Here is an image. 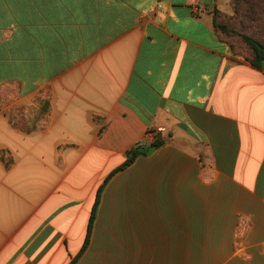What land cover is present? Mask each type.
<instances>
[{
	"label": "crops",
	"instance_id": "crops-1",
	"mask_svg": "<svg viewBox=\"0 0 264 264\" xmlns=\"http://www.w3.org/2000/svg\"><path fill=\"white\" fill-rule=\"evenodd\" d=\"M232 1L0 0V264H70L107 179L77 264H264V62L216 31Z\"/></svg>",
	"mask_w": 264,
	"mask_h": 264
},
{
	"label": "trees",
	"instance_id": "trees-1",
	"mask_svg": "<svg viewBox=\"0 0 264 264\" xmlns=\"http://www.w3.org/2000/svg\"><path fill=\"white\" fill-rule=\"evenodd\" d=\"M262 4L263 10H264V0H233L232 5L234 8V16L231 18H223L220 20L215 21V29L218 32L223 33L227 36H236L237 38H240L252 51L253 58L250 59L251 64L256 68H261L262 63L264 62V41L259 40V37L264 34V13L261 14L259 11H257V4ZM247 6L248 12L241 14V9L243 7ZM218 19L221 18V16L217 17ZM235 19H241V23L245 24V21L247 23H251L252 26H248V29L246 32L243 30H238L233 26H229L231 24V21H234ZM245 26V25H244ZM164 144L163 141H156L152 149L160 147ZM149 150H144L141 147H136L127 153V160L126 162L117 170H115L112 175L115 173L125 169L126 167H129L132 165L135 160L140 156H146L148 155ZM111 175V176H112ZM110 176V177H111ZM108 179L105 181L104 185H102L98 191L96 201L94 204V207L92 209V213L90 216V220L88 223L86 238L83 244V247L78 254V256L70 263V264H77L78 260L81 258V256L86 252L88 249L92 233L94 229V224L97 217V211L100 205V197L103 192V189L105 185L107 184Z\"/></svg>",
	"mask_w": 264,
	"mask_h": 264
},
{
	"label": "rangeland",
	"instance_id": "rangeland-1",
	"mask_svg": "<svg viewBox=\"0 0 264 264\" xmlns=\"http://www.w3.org/2000/svg\"><path fill=\"white\" fill-rule=\"evenodd\" d=\"M257 11H259V13H261V14H263L264 13V10H263V7H262V4H260V3H258L257 4ZM246 12H248V10H247V6L246 7H243L242 9H241V14H244V13H246ZM221 19H222V17L219 19L220 21H221ZM241 19H239V21H238V19H235L234 21H231V24L229 25V26H233V27H235L236 29H238V30H243V31H247V30H249L248 29V26L250 27V26H252V24L250 23H247L246 22V20H244L245 21V24H242L241 22ZM245 25V26H244Z\"/></svg>",
	"mask_w": 264,
	"mask_h": 264
},
{
	"label": "built area",
	"instance_id": "built-area-1",
	"mask_svg": "<svg viewBox=\"0 0 264 264\" xmlns=\"http://www.w3.org/2000/svg\"><path fill=\"white\" fill-rule=\"evenodd\" d=\"M158 132L159 133H163V132H165V129L164 128H160V129H158Z\"/></svg>",
	"mask_w": 264,
	"mask_h": 264
}]
</instances>
